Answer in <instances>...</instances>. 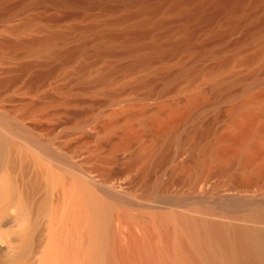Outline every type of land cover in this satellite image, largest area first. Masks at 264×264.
<instances>
[{"label":"bare ground","instance_id":"obj_1","mask_svg":"<svg viewBox=\"0 0 264 264\" xmlns=\"http://www.w3.org/2000/svg\"><path fill=\"white\" fill-rule=\"evenodd\" d=\"M44 3L75 8L74 11L70 10L71 14H67L68 19L77 16L89 20L92 17L90 12L98 6H103L105 13L117 8L110 0H39L31 3V6ZM120 4H139L141 8L117 20H106L101 27L72 24L68 32H49L27 42L3 43V49L10 51L23 46L33 54L49 51L51 56L53 50L54 56L64 63L80 59L76 73L83 75L91 74L106 59L130 55L132 61L128 65L105 64L98 73L95 84L110 86L118 82L119 74L128 76L138 69L148 70L156 62H165L181 52L193 51V41L201 31L209 32L210 43H221L230 34L242 29L243 36L234 45L242 47L248 40L260 41L252 55L242 59L228 57L210 68L180 62L174 75H158L171 84L170 91L173 92L178 90L180 81H187V99L180 108V105L172 106L171 109L168 107V111L163 107V111L152 114L150 121L145 118L139 120L142 127L153 128L151 132L156 141L140 152L135 161L146 159V171L161 168L162 162L171 156L170 145L175 141L183 142V139L175 136L176 128L202 102L204 94L199 89L198 81L204 80L210 83L214 102L224 96L244 97L233 107L235 117L230 121L225 136L228 144H224L222 139L214 142L215 145L197 143L194 155L198 156L199 153L204 165L216 162L222 167L237 156L243 162L245 180L253 181L264 175V17L253 26L246 27L252 19L253 9L264 11V0H159L158 3L122 0ZM15 9V6L7 7L0 15ZM168 16H174L172 23L175 25L167 19ZM223 16L227 22L214 31L213 26ZM132 19H137V22L130 27L128 23ZM32 27L41 28L35 20H29L16 31L23 32ZM117 28H120V33L116 32ZM174 37L177 39L169 47L161 46L162 39ZM70 39H78V45L66 51L58 48L59 42ZM129 44H137L138 47L127 48ZM92 45L94 47L90 49ZM205 52L203 48L196 49L195 61H202ZM213 53L219 55L218 51ZM233 64L234 67L257 64L259 69L237 75L231 70ZM30 66L23 65L21 70L25 71ZM42 76L34 78L32 90ZM242 82L246 85L234 88L235 84ZM16 83V79H0V256L12 258L21 250L28 251L26 249L30 247L38 222L36 216L42 213L41 226L37 225L41 228V238L29 264H264V225L260 223L255 226L229 223L219 219V216L218 219H211V214L210 218H197L170 208L163 212L156 211V208L143 212L140 208L134 214L130 212L131 209L128 211L120 205L124 202L123 198L120 200L122 196H112L117 204L106 200L97 188L106 187L104 185L115 180L121 172L109 173L99 179L92 175L91 169L87 167L88 170L83 161H75L73 153L57 151L59 156L55 157L49 128L26 123V117L35 114V105H24V112L8 108L9 103H20L18 98L13 97L18 94ZM139 86L145 88L148 97L157 91L152 81H143ZM144 115L143 111L138 114L140 117ZM131 125L125 127L128 143L134 135ZM210 131L211 128L205 133L209 134ZM157 151H161L162 155L156 156ZM191 180V192L178 193L179 199H170L172 192L169 183H157L154 191L137 199L135 196V200L141 205L162 200L170 205L184 206L187 202L182 201L183 198L187 200L193 196L202 183L194 178ZM115 182L110 189L117 193L118 180ZM246 192H233V196L223 197L221 201L228 206L235 200L245 204L249 201ZM217 196L219 198L220 195ZM256 206L258 212L262 213L264 199L258 200ZM143 208L147 210V207Z\"/></svg>","mask_w":264,"mask_h":264},{"label":"rangeland","instance_id":"obj_2","mask_svg":"<svg viewBox=\"0 0 264 264\" xmlns=\"http://www.w3.org/2000/svg\"><path fill=\"white\" fill-rule=\"evenodd\" d=\"M37 1L39 0H0V14L7 7H16L14 11L0 15V79L17 80L15 90L18 94L13 97L18 98L20 103L7 104L9 109L16 108L24 112V105H35V114L26 117V123L44 125L49 128L52 137V151L56 152L55 157L59 156L57 151H69L74 154L75 161H83L82 163L85 164L86 168L91 169L92 175L99 179H103L109 173L121 172L115 180L109 182L111 184L104 185L106 187H98L97 191L112 203L116 201L114 200L116 198L113 197L119 195L120 198L122 196L120 200L123 198L124 202L120 205L128 211L131 209L130 212L134 214L139 212L140 208L143 212L152 211L155 208L156 211L163 212L170 208L169 210H177L179 213L182 210L183 213L192 214L197 218L211 217V219H218L219 216V219L221 218L229 223L238 222L237 224L245 223L250 226L259 223L264 225V210L260 209L263 212H258L259 208L256 206L258 200L264 199V175L258 176L253 181L245 180L242 168L243 162L237 156H233L230 163L222 167L216 162L205 164L207 165L205 166L201 162L200 154L198 153V156L194 155V148H196L194 146L198 144L215 145L214 142H218L219 139H222L224 144H228L229 141L225 136L230 121L235 117L233 107L244 96H224L219 97L218 102H214V92L210 87V83L204 80L198 81L199 89L204 94L203 100L191 111L189 118L180 122L176 128L175 136L179 140L183 139V142L178 143V141H175L170 145L169 153L171 156L162 162L158 171H154V169L146 171V159L135 161L140 152L152 146L156 141L154 134H152L153 131L151 132L153 128L151 126L142 127L139 120L145 118L148 121L151 119L152 114L160 110L163 111V107L165 110L168 107L171 109L172 106L180 105V108L187 99L185 92V88L189 84L187 81H180L178 90L173 92L170 91L171 84L158 75H174L178 71L180 62L188 66L210 68L215 67L219 61L228 57L242 59L252 55L259 47L260 41L248 40L244 46L236 47L234 43L243 36V31L240 29L230 34L221 43H210L208 41L210 38L209 32L201 31L193 41L195 48L193 51L181 52L165 62H156L148 70L138 69L130 72L128 76L119 74L117 83L104 86L94 82L104 65H128L132 61L130 55L106 59L99 63L91 74L83 75L76 73L80 59L72 63H64L54 56L53 50L52 56L49 51L43 54H33L27 47L23 46L8 51L3 49V43L27 42L49 32H68L72 24L80 27L89 25L101 27L106 20L114 21L124 15L139 11L141 5L122 6L120 4L122 0H110L111 4L117 6L114 11L105 13L103 6H98L90 12L92 17L85 20L77 16L68 19L66 16L68 13L71 14L70 10H76L72 7L61 6V8L48 3L31 6V3ZM92 1L97 2L98 0ZM150 2L158 3L159 0H150ZM251 15L252 19L246 24V27L253 26L257 20L263 18L264 11L259 12L258 9H253ZM167 19L172 25H175L172 23L174 16H168ZM29 20H35L41 28L32 27L23 32L16 31L17 28ZM136 22L137 19H132L128 25L133 27ZM226 22L227 19L223 16L219 18L212 29L217 31ZM116 32L120 33V28H117ZM262 37H264V31ZM176 39V37L173 39L164 38L160 44L167 48ZM77 45L78 39H70L67 42H59L58 48L66 51ZM132 46L138 47L137 44L126 45L127 48ZM93 47L94 45L90 49ZM202 48L206 50L202 61H195L194 52L196 49ZM215 51H218L219 55L215 56V53H213ZM142 52L146 53V51ZM3 55L6 57H2ZM26 64L31 65L29 69L21 70V66ZM255 69H259V65L241 67L231 65L232 72L237 75H246ZM37 75H43V78L32 90V83ZM143 81H152L153 87L157 90L150 97L145 95V88L139 86ZM244 85H246L244 82L237 83L234 88L239 89ZM162 92L165 93L162 94ZM142 111L146 115L138 116ZM164 113L167 114V112ZM128 125H131V128L133 126L132 134H134L129 143L126 141L125 131V127ZM148 127H151V129ZM209 128H211L210 133H205ZM159 155H162L161 151L156 152V156ZM67 168L70 169L71 167ZM192 178L202 183L196 193L190 196L191 200L190 197L186 198L188 201L184 198L181 199L187 202L184 204L185 207L183 205H170L162 200L163 204L158 201L157 203L144 202L145 204L141 205V202L135 200V196H137V199L154 191L157 183H169L172 192L170 199H179L178 193L189 194L188 192H191ZM117 180V193L111 192L110 185H114L115 181L117 183ZM239 190L247 191L246 196L249 197V201L245 204H239L238 200H235L233 203L237 204L236 206L233 203L228 206V204L221 201V198L233 196ZM217 195L221 197L218 198ZM143 207H147V210ZM37 216L38 219L36 220L38 222L35 220L37 223L35 224L30 247L26 249L28 251L23 250L25 251L23 252L21 250L18 252L20 254L16 253L12 258L0 256V264H29L30 257L41 238V233H39L41 228L39 226H41L40 222L43 214L40 213ZM256 220L258 222H255Z\"/></svg>","mask_w":264,"mask_h":264}]
</instances>
